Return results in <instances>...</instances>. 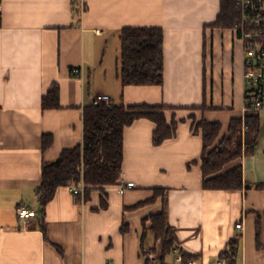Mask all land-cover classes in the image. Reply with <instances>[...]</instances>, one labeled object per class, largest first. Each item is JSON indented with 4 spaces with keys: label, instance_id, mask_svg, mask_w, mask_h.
Here are the masks:
<instances>
[{
    "label": "crops",
    "instance_id": "obj_1",
    "mask_svg": "<svg viewBox=\"0 0 264 264\" xmlns=\"http://www.w3.org/2000/svg\"><path fill=\"white\" fill-rule=\"evenodd\" d=\"M221 4L0 0V264H264V189L255 187L264 183V110L255 153L240 162L250 189L204 188V139L193 128L194 120L218 122L223 136L244 114V43L232 26L216 25ZM126 27L163 29L161 85L123 87L120 56L109 66ZM54 84L59 107L44 108ZM98 94L127 106H163L167 122H178L176 135L157 146L155 122L137 119L124 131L120 177L134 187L93 189L88 199L85 190L59 187L43 209L42 166L82 143L84 112ZM162 190L175 248L189 261L174 251L173 260L163 258L151 230V217L164 210ZM23 207L36 216L21 218ZM155 250L152 262L147 255Z\"/></svg>",
    "mask_w": 264,
    "mask_h": 264
},
{
    "label": "trees",
    "instance_id": "obj_2",
    "mask_svg": "<svg viewBox=\"0 0 264 264\" xmlns=\"http://www.w3.org/2000/svg\"><path fill=\"white\" fill-rule=\"evenodd\" d=\"M237 18L236 0H222L216 25L230 27ZM120 40L118 76L123 87L161 85L165 71L163 29L126 27L121 31ZM43 107H59V85L54 84L49 89L43 98ZM140 118L155 122L153 141L157 146L176 135L178 122H167L163 106H127L112 101L110 104L105 102L87 107L84 112L82 143L64 150L57 161L46 162L42 166V180L37 188V197L43 209L54 198L59 187L73 189L84 183L88 199L91 190L116 185L121 177L124 161L125 128ZM247 122L248 130L243 133V120L233 119L228 132L221 136L220 123L205 119L198 122L194 120V131H201L204 139L201 164L205 189L235 191L252 188L244 182L240 162L245 156L255 153L260 133L259 113L250 112ZM255 187L264 189V183ZM158 194L162 196L164 210L151 217V230L160 243L162 256L165 258L173 253L175 240L168 223L167 193L162 190L157 191ZM231 253L227 251L223 256L232 258ZM188 259L184 254L183 260L189 261Z\"/></svg>",
    "mask_w": 264,
    "mask_h": 264
},
{
    "label": "built area",
    "instance_id": "obj_3",
    "mask_svg": "<svg viewBox=\"0 0 264 264\" xmlns=\"http://www.w3.org/2000/svg\"><path fill=\"white\" fill-rule=\"evenodd\" d=\"M238 18L232 26L237 38L244 43L245 48V106L243 114V133L248 130L247 115L250 112H261L264 110V0H236ZM1 14V5H0ZM80 69L74 68L72 73H80ZM112 99L104 94H98L92 100L93 105L112 103ZM134 182H126L120 179L118 189L124 193L127 189L134 187ZM74 194H84L85 185L74 187ZM18 215L27 220L36 216V212L23 207L18 210ZM242 224H237L241 228ZM177 260H183V254L179 248L174 249ZM147 258L152 262L157 259L156 254L148 252ZM188 264H196L189 261Z\"/></svg>",
    "mask_w": 264,
    "mask_h": 264
},
{
    "label": "rangeland",
    "instance_id": "obj_4",
    "mask_svg": "<svg viewBox=\"0 0 264 264\" xmlns=\"http://www.w3.org/2000/svg\"><path fill=\"white\" fill-rule=\"evenodd\" d=\"M119 56H120V53L118 52V46H117V48H116V46L113 47L112 51H111V54H109V56L107 57L108 64H110L109 66H113L114 67L116 65V63H117V59H118ZM159 252L160 251H158V250H155L154 252L151 251V253L156 254V256H158ZM173 257L174 256L172 254H169L166 258L169 259V260H173L174 259Z\"/></svg>",
    "mask_w": 264,
    "mask_h": 264
}]
</instances>
